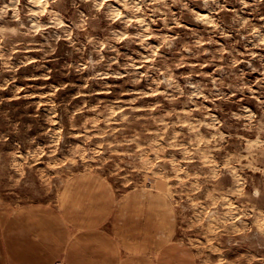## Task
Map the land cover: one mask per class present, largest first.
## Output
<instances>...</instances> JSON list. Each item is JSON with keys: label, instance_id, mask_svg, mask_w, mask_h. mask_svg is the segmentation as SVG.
<instances>
[{"label": "rangeland", "instance_id": "1", "mask_svg": "<svg viewBox=\"0 0 264 264\" xmlns=\"http://www.w3.org/2000/svg\"><path fill=\"white\" fill-rule=\"evenodd\" d=\"M0 264H264V0H0Z\"/></svg>", "mask_w": 264, "mask_h": 264}, {"label": "bare ground", "instance_id": "2", "mask_svg": "<svg viewBox=\"0 0 264 264\" xmlns=\"http://www.w3.org/2000/svg\"><path fill=\"white\" fill-rule=\"evenodd\" d=\"M28 5V4H27ZM27 5L25 7H27ZM28 8V7H27Z\"/></svg>", "mask_w": 264, "mask_h": 264}]
</instances>
